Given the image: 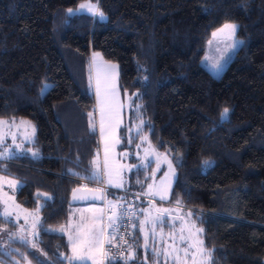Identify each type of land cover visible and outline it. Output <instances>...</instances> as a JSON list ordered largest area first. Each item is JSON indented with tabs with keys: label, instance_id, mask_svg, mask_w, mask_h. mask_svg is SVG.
Listing matches in <instances>:
<instances>
[{
	"label": "trees",
	"instance_id": "1",
	"mask_svg": "<svg viewBox=\"0 0 264 264\" xmlns=\"http://www.w3.org/2000/svg\"><path fill=\"white\" fill-rule=\"evenodd\" d=\"M84 1L98 14L70 12ZM226 21L242 43L217 77L201 57ZM92 52L118 64L130 100L117 148L129 168L117 186L146 195L149 179L135 167L146 137L155 159L165 153L175 166L170 202L202 229L207 264H264V0H0V118L35 130L31 151L0 162V173L21 181V205L40 207L32 260L81 264L58 228L77 178L101 180ZM123 198L107 192L110 203ZM139 213L125 256L104 264H157ZM7 224L16 226L0 215L1 232Z\"/></svg>",
	"mask_w": 264,
	"mask_h": 264
},
{
	"label": "rangeland",
	"instance_id": "2",
	"mask_svg": "<svg viewBox=\"0 0 264 264\" xmlns=\"http://www.w3.org/2000/svg\"><path fill=\"white\" fill-rule=\"evenodd\" d=\"M70 12L98 14V9L95 3L84 1L76 8L70 9ZM237 30L236 22L226 21L214 29L206 40L201 64L214 76L219 77L222 74L240 47L242 39ZM94 57L91 56V75L96 93L93 81ZM103 86L102 84V88ZM129 102V98H126L124 106L127 107ZM34 135V127L28 119L0 118V162H4L8 154L15 155L31 150L29 144ZM142 141L148 145L143 147L142 155L137 154L139 162L135 167L144 168L143 173L150 183L145 193L150 200L137 201L136 208L142 210L141 215L138 214L139 226L147 248L152 250L155 256L160 255L166 259L167 264H207L209 254L201 236L202 229L193 222L191 212L187 208L170 202V192L176 176L175 166L165 153L160 155V160L155 159L156 154L151 150L147 138L144 137ZM148 161L149 164L154 163L156 171L151 167L146 169L145 164ZM127 168L129 167L117 158L110 167V183L122 185ZM99 174L98 169L97 176ZM21 184L19 179L0 173V215L16 224H7V227L0 231V264H37L32 260V255L38 254L37 238L42 217L40 207L29 209L18 202L16 192ZM140 202H143V205H140ZM103 219L100 205L89 203L71 207L68 222L58 228L59 232L68 236L71 250L68 258L71 261L81 264H104L106 259H103ZM109 231L110 229L107 230V236Z\"/></svg>",
	"mask_w": 264,
	"mask_h": 264
},
{
	"label": "crops",
	"instance_id": "3",
	"mask_svg": "<svg viewBox=\"0 0 264 264\" xmlns=\"http://www.w3.org/2000/svg\"><path fill=\"white\" fill-rule=\"evenodd\" d=\"M93 55L95 56L93 81L96 93L93 86L92 89L95 97V115L100 143V158L97 162V167L99 165L100 167H96V169H99V176H101L102 168L107 183L117 186L110 183V167L118 158L119 129L124 122L125 111L123 96L119 87V66L117 63L106 61L99 52H92L91 56ZM91 56L90 79L92 84ZM102 84L104 85L103 88ZM24 142L25 140L22 141V144ZM30 142L32 144V140ZM31 144H29L30 149ZM158 259L159 261L156 260L157 264H167L163 257L159 256Z\"/></svg>",
	"mask_w": 264,
	"mask_h": 264
},
{
	"label": "built area",
	"instance_id": "4",
	"mask_svg": "<svg viewBox=\"0 0 264 264\" xmlns=\"http://www.w3.org/2000/svg\"><path fill=\"white\" fill-rule=\"evenodd\" d=\"M10 156H7L5 161H10ZM80 186L97 188L103 191V202L100 204L103 213V225L105 227V236L103 244V259L111 256L115 259H121L125 256V249L133 237V229L136 225L137 209L135 203L137 200H150L144 194L122 189L118 186H113L106 181L105 173L102 171L101 180L94 181L88 179L77 178ZM113 190L124 195V198L115 203H110L107 199V192ZM109 217L110 220L108 219ZM113 219V220H111ZM110 229L107 236V230ZM111 255V256H110Z\"/></svg>",
	"mask_w": 264,
	"mask_h": 264
},
{
	"label": "water",
	"instance_id": "5",
	"mask_svg": "<svg viewBox=\"0 0 264 264\" xmlns=\"http://www.w3.org/2000/svg\"><path fill=\"white\" fill-rule=\"evenodd\" d=\"M103 202V191L97 188L76 186L69 195V204L71 206L81 204H97L100 205Z\"/></svg>",
	"mask_w": 264,
	"mask_h": 264
}]
</instances>
